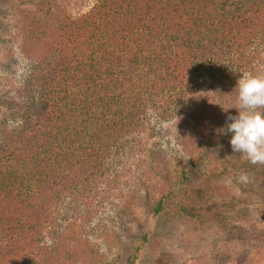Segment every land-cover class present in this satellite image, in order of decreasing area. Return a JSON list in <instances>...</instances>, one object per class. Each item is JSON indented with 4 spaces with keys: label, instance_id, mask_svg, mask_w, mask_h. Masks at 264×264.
Instances as JSON below:
<instances>
[{
    "label": "trees",
    "instance_id": "1",
    "mask_svg": "<svg viewBox=\"0 0 264 264\" xmlns=\"http://www.w3.org/2000/svg\"><path fill=\"white\" fill-rule=\"evenodd\" d=\"M43 1H21L34 7L20 23L29 67L17 113L0 123V264H102L85 228L127 187L130 157L150 158L154 175L161 166L133 186L119 211L130 221L140 200L153 217L216 224L234 201L225 182L264 200V164L234 153L227 132L237 81L264 74V0H98L76 17ZM198 100L210 149L173 157L171 173L147 142Z\"/></svg>",
    "mask_w": 264,
    "mask_h": 264
},
{
    "label": "rangeland",
    "instance_id": "2",
    "mask_svg": "<svg viewBox=\"0 0 264 264\" xmlns=\"http://www.w3.org/2000/svg\"><path fill=\"white\" fill-rule=\"evenodd\" d=\"M21 1L0 2L1 125H10L17 113L19 95L29 67L23 52L20 23L23 12L34 7ZM54 2L57 12L65 11L76 17L91 10L98 0ZM202 104L203 101L198 100L191 107L179 111L170 123L162 124L164 134L160 138L147 142V145L160 148L168 155L170 172L176 170L173 157L197 154L199 148L210 149L207 112L201 108ZM149 160L136 156L123 162L122 179L127 187L111 190L105 204L96 209L93 220L85 228L90 241L103 255L102 264H129L130 252L135 247L139 249L135 264H264V200L239 192L228 182L225 184L234 197L232 206L222 211L216 224L207 227H193L179 217H153L140 206L143 203L140 200L131 206V212L135 214L133 221L126 215H120L123 204L134 194L133 186L142 182L146 186L158 176L160 164L154 169L157 174H151ZM205 168L201 167V172ZM240 175L241 172L236 176L239 182ZM247 197H251V201L244 204L243 199ZM243 207H246L245 212ZM143 234H146L147 242L141 239Z\"/></svg>",
    "mask_w": 264,
    "mask_h": 264
},
{
    "label": "clouds",
    "instance_id": "3",
    "mask_svg": "<svg viewBox=\"0 0 264 264\" xmlns=\"http://www.w3.org/2000/svg\"><path fill=\"white\" fill-rule=\"evenodd\" d=\"M239 111L228 116L230 145L251 164H264V74L245 72L237 81ZM246 179V177H245Z\"/></svg>",
    "mask_w": 264,
    "mask_h": 264
}]
</instances>
